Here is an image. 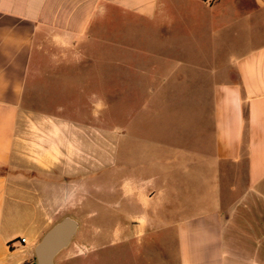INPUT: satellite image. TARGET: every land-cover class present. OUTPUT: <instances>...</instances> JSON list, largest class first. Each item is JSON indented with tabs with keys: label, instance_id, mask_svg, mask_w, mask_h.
<instances>
[{
	"label": "crops",
	"instance_id": "0c3cea01",
	"mask_svg": "<svg viewBox=\"0 0 264 264\" xmlns=\"http://www.w3.org/2000/svg\"><path fill=\"white\" fill-rule=\"evenodd\" d=\"M113 17L151 32L152 82L141 69L137 85L173 83L184 88L178 101L201 106L181 142L157 127L151 157L168 163L167 175L135 176L150 184L123 194L136 219L125 211L126 221L88 224L97 233L87 236L86 264H264V0H0V264H36L35 246L77 202L79 175L90 176L76 154L68 164L57 153L63 138L38 155L29 126L65 137L78 127L30 121L59 118L34 115L31 103L41 86L78 87L79 56L88 61ZM48 49L62 71L49 80L39 65ZM164 206L176 216L171 234L157 223Z\"/></svg>",
	"mask_w": 264,
	"mask_h": 264
},
{
	"label": "rangeland",
	"instance_id": "374dc122",
	"mask_svg": "<svg viewBox=\"0 0 264 264\" xmlns=\"http://www.w3.org/2000/svg\"><path fill=\"white\" fill-rule=\"evenodd\" d=\"M109 26L106 36L102 31L96 33L88 61L85 62L84 57L79 56L76 67L78 87L61 86V81L56 87L41 86L35 101L31 103L34 115L59 118H33L30 121L44 124L58 122L64 127L70 124L78 127L76 134H68L65 137L61 136L59 131L55 133L50 125L41 124L38 128L29 126L30 141L35 144L32 147L39 151L38 155L51 151L55 148L54 142L60 143L63 138V142L67 143V150H58L57 153L66 155L67 159L63 157V160L68 164H71L70 161L75 159L76 154L79 169L89 170L90 174L88 177L85 172L79 175V198L77 202L74 199L71 203L68 202L62 217L76 220L82 229L69 247L59 253L55 264H86L87 249L90 245L87 240L89 236L92 239V235L97 233L88 224L101 223L108 226L126 221L130 216L133 219L138 217L131 209L133 200L125 199L123 194L127 189L139 191L144 186L149 188L150 184L135 181V176L143 174L146 179H150L154 172H162L165 176L168 173V163L156 164L157 160L151 157L150 144L153 139V142L156 140L157 127L163 134L172 128L174 141L181 142V132L187 126L186 118L189 119L192 114L190 112L201 106L199 103L178 101L184 96V88L174 87L173 83H169V87L165 88L138 86V71L141 69L152 82V64L156 63L150 45L151 32L145 28V24L137 27L136 24L114 17ZM182 33L180 31L178 35L181 37ZM104 37L109 39V47L107 40L104 42ZM48 51L50 50L41 55L39 65L43 71L47 70L46 76L49 80L53 79L54 74L62 71L54 72L53 66L57 63ZM172 59L181 57L174 54ZM47 79L43 81L48 82ZM43 81L40 80L41 83ZM70 90L71 96L65 93ZM151 91H155V94L151 95ZM161 94L165 98L172 94L174 101L156 102ZM152 113L158 115L156 119ZM31 153L37 154L34 151ZM136 165H139L138 169L134 168ZM63 178L71 179V176L68 173L63 175ZM87 179L89 183L86 182ZM166 190L163 199L168 196ZM164 208L167 217H160L157 223L167 226L160 233L171 234L172 220L176 216L166 214L167 208ZM125 211L131 213L130 216L126 217ZM20 226L21 224H17L14 229L19 231ZM17 242L20 243V239ZM90 242L92 243V240ZM102 243L100 240L99 245Z\"/></svg>",
	"mask_w": 264,
	"mask_h": 264
},
{
	"label": "water",
	"instance_id": "95a60500",
	"mask_svg": "<svg viewBox=\"0 0 264 264\" xmlns=\"http://www.w3.org/2000/svg\"><path fill=\"white\" fill-rule=\"evenodd\" d=\"M78 228L79 223L70 217L54 224L35 246L36 264H55L56 257L69 247Z\"/></svg>",
	"mask_w": 264,
	"mask_h": 264
},
{
	"label": "built area",
	"instance_id": "2783aa9c",
	"mask_svg": "<svg viewBox=\"0 0 264 264\" xmlns=\"http://www.w3.org/2000/svg\"><path fill=\"white\" fill-rule=\"evenodd\" d=\"M20 242L23 243L24 242V239H21Z\"/></svg>",
	"mask_w": 264,
	"mask_h": 264
}]
</instances>
